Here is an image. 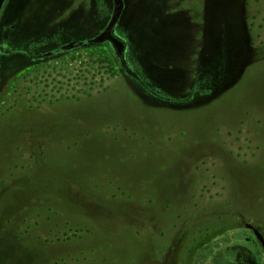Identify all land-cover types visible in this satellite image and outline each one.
<instances>
[{
  "label": "rangeland",
  "instance_id": "1",
  "mask_svg": "<svg viewBox=\"0 0 264 264\" xmlns=\"http://www.w3.org/2000/svg\"><path fill=\"white\" fill-rule=\"evenodd\" d=\"M121 2L2 5L0 264H264V0Z\"/></svg>",
  "mask_w": 264,
  "mask_h": 264
},
{
  "label": "trees",
  "instance_id": "2",
  "mask_svg": "<svg viewBox=\"0 0 264 264\" xmlns=\"http://www.w3.org/2000/svg\"><path fill=\"white\" fill-rule=\"evenodd\" d=\"M122 11V2L121 0H114V9L112 12V17L108 23V25L106 26L105 30L99 34L98 36H96L95 39L97 40H104V39H113V36L111 34V29L113 27V25L115 24V22L118 20L120 13ZM77 44L76 42H73L71 45H75Z\"/></svg>",
  "mask_w": 264,
  "mask_h": 264
},
{
  "label": "water",
  "instance_id": "3",
  "mask_svg": "<svg viewBox=\"0 0 264 264\" xmlns=\"http://www.w3.org/2000/svg\"><path fill=\"white\" fill-rule=\"evenodd\" d=\"M5 0H0V10L2 8V5L4 3ZM111 40H114V39H111ZM244 226L246 228H249V229H252L253 230V233L255 235V237L260 241L261 243V246H262V250H263V254H264V240H263V237L262 235L260 234V232L253 226L251 225L250 223H245Z\"/></svg>",
  "mask_w": 264,
  "mask_h": 264
},
{
  "label": "flooded vegetation",
  "instance_id": "4",
  "mask_svg": "<svg viewBox=\"0 0 264 264\" xmlns=\"http://www.w3.org/2000/svg\"><path fill=\"white\" fill-rule=\"evenodd\" d=\"M250 230H252V229H250ZM252 232H253V230H252ZM259 241V240H258ZM260 242V241H259ZM261 244V243H260Z\"/></svg>",
  "mask_w": 264,
  "mask_h": 264
}]
</instances>
